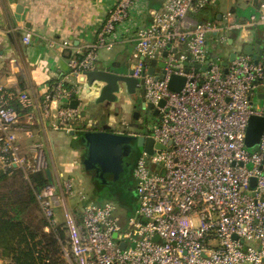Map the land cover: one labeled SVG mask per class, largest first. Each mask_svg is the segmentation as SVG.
<instances>
[{"label":"built area","instance_id":"obj_1","mask_svg":"<svg viewBox=\"0 0 264 264\" xmlns=\"http://www.w3.org/2000/svg\"><path fill=\"white\" fill-rule=\"evenodd\" d=\"M214 1L166 0L161 10L150 11L149 26L136 31L132 77L143 81L146 102L158 110L159 123L148 131L153 154L144 151L135 164L134 214L127 217L118 203H95L79 193L81 211L75 216L66 201L74 196L71 180L60 194L52 183L36 192L49 226L65 230L68 264H264V130L255 154L246 147L250 119L264 117V107L254 110L250 102L256 89H263L259 98L264 95V36L257 62L235 52L225 72L222 60L217 64L207 48L217 24L192 25L188 20L189 13L201 12ZM137 4L120 0L111 9L96 43L85 55L68 60L71 75L96 70L98 50L112 49L116 27ZM259 25H264V3L258 15L236 27L247 40ZM31 39L26 33L24 42ZM173 76L186 79L180 92L170 89ZM76 94L74 86L61 81L38 104L26 91L0 88V173L16 168L28 178L48 170L42 144L33 142L27 153L19 145V133L32 137L34 125L33 116L19 109H38L52 119L55 130L69 133L79 111L62 104ZM155 166H162L164 173ZM57 208L63 215L60 224Z\"/></svg>","mask_w":264,"mask_h":264},{"label":"crops","instance_id":"obj_2","mask_svg":"<svg viewBox=\"0 0 264 264\" xmlns=\"http://www.w3.org/2000/svg\"><path fill=\"white\" fill-rule=\"evenodd\" d=\"M119 1L0 0V88L26 91L38 104L42 103L52 85L61 81L77 89L72 101L79 102V120L69 133L55 130L52 119L44 118L38 109H19L22 115L33 116L34 123L32 137L19 133V145L27 153L33 142L42 144L50 180L58 194L64 191L66 181L81 179L83 146L79 134L100 130L104 126L114 129L120 113L131 114L135 107V101L127 96L126 103L121 101L114 108L107 109L104 103H97L98 88H90L88 83L82 82V75H71L68 67V60L85 55L96 43L101 27ZM165 3L166 0H138L130 10L128 20L116 27L112 49L98 50L96 70L118 73L132 70L136 31L149 26L150 11L161 10ZM262 3L264 0H215L205 11L189 13L188 20L192 25L202 22L217 24L218 32L207 37V48L211 36L217 44L220 38H224L226 42L219 43L218 48L224 53L220 59L227 62L236 52V42L245 39L236 26L259 14ZM26 33L32 35L30 44L24 42ZM252 37L251 32L248 39ZM258 41L261 40L255 44ZM64 42L69 44L65 46ZM130 126L133 128L136 124L132 122ZM0 264L7 262L0 260Z\"/></svg>","mask_w":264,"mask_h":264},{"label":"trees","instance_id":"obj_3","mask_svg":"<svg viewBox=\"0 0 264 264\" xmlns=\"http://www.w3.org/2000/svg\"><path fill=\"white\" fill-rule=\"evenodd\" d=\"M56 86L52 85L51 92ZM87 171L96 172V189L108 187L119 199L121 187L118 184H113L112 188L106 181L99 180L98 169L87 168ZM132 175L133 170L130 177ZM48 184L51 180L46 171L28 178L16 168L0 173V260L7 264H68L64 254L68 243L63 226L50 227L37 203L36 192ZM119 203L121 206L128 204L120 200Z\"/></svg>","mask_w":264,"mask_h":264},{"label":"water","instance_id":"obj_4","mask_svg":"<svg viewBox=\"0 0 264 264\" xmlns=\"http://www.w3.org/2000/svg\"><path fill=\"white\" fill-rule=\"evenodd\" d=\"M262 46L263 43L258 41L255 45H246L243 49V53L247 56H251L254 61H258L262 55ZM166 55V53H165ZM237 54L232 53L229 61L221 62V66L225 68L227 72V67L229 62H233L236 59ZM211 61H208L205 66L202 68V71L205 72L208 68V65ZM156 61H152V67L149 70V73L152 75L154 73V65ZM160 67H164L163 62L159 63ZM196 68H200V65H196ZM133 70H130L127 73H118L112 71H103V70H94L84 73L81 81L88 83L90 88H98L99 97L97 103L108 102L112 108L118 102L119 95L125 94L130 96L136 106L140 108V111L134 113L133 119L135 121L139 120L141 117V110L152 111L153 114L157 117L158 110L154 109L152 104H147L145 99V88L143 81H139L132 77ZM186 83V79L180 76H173L170 81V89L175 92H180ZM141 89L142 94L138 95L137 90ZM264 98V95L261 96ZM165 102L162 101L160 106H164ZM79 102L77 100L72 101L70 104H66L65 107L78 109ZM112 128L106 126L103 130H88L85 131L80 137V143L85 148L84 154V164L88 165H97L98 167V176L99 180L102 179L107 182V185L113 188L120 178L122 170L120 166H115L114 163H105L103 157V151L110 148V143L115 139L119 140L116 134H111L109 131ZM264 130V117L254 116L250 119L247 137H246V147L248 149L254 148L259 145L261 136ZM136 144L139 148H143L144 151L149 154H153L154 141L152 138L148 137V131H143V135L139 136L136 140ZM110 144V145H109ZM159 149H162L161 146H156ZM48 177L50 178V170H46ZM255 181H253L254 187ZM119 200L122 203H127L130 197V190L121 188L119 190ZM124 248V246H123Z\"/></svg>","mask_w":264,"mask_h":264},{"label":"rangeland","instance_id":"obj_5","mask_svg":"<svg viewBox=\"0 0 264 264\" xmlns=\"http://www.w3.org/2000/svg\"><path fill=\"white\" fill-rule=\"evenodd\" d=\"M211 5H209L208 7H206L204 9V11L206 9H208ZM258 15V14H257ZM247 20L250 19V17L246 18ZM252 38L245 40L243 39L242 41H238V43L236 42L237 46H235V51L236 53H238L239 55L243 54V49L242 46H245L247 44H255V42L257 40H261V38L264 36V25H260L257 26L256 28H254L252 30ZM217 45V47H216ZM219 43L217 44L214 40V37L211 36L210 37V41H209V51L210 53L215 56V62L217 64H220V56L224 55V53L222 52V50H220L219 47ZM159 59L161 60L162 57H159ZM160 72L159 68H157V73ZM263 89H256L255 91V95L251 98V106L254 110H258L264 107V99L259 98V93L260 91ZM140 91V90H139ZM128 97L125 94H120L119 95V99H118V105L120 103H122L121 101H125V103L127 102ZM104 104L107 106V109H111V105L108 102H104ZM137 104L135 103V107L132 110L131 114H124V113H120V115L117 117L116 122L114 123V133L116 134V136H118L117 141H115V139L109 144L110 148L105 149L103 151V159L105 163H114L115 166H120L122 168H130L133 170L134 172V168L135 165L133 166V160H132V155L130 154V146H131V139L132 137H130V135L132 133L135 132L134 129H132V127L130 126V124L133 122V112L137 110ZM141 120H142V130L145 131H152L159 123L158 118L153 114L152 111H147V110H141ZM140 150V154H142L144 152L143 148H139ZM248 153L250 155H253L256 153L257 148H250L247 150ZM252 164L248 163L247 167L249 169L252 168ZM157 167L161 173H164L163 167L162 166H155ZM88 174L85 173L83 167L81 169V179L80 181L75 180L74 182V196L71 197H67L66 201L68 204L69 209L72 211V213L76 216V213H80L81 208L80 206H78L79 203V193H83L84 195H86V197L89 199V201L95 202V203H99V204H103L105 202H110V201H114L116 203H119V199L117 198V195H114L113 190L108 188V187H104L100 190L96 189V187L92 184L91 180L87 177ZM130 185L133 187L134 191H132V193L130 194L129 200H128V204H126V206H121V213L122 215H125L127 217H130L134 214V212L136 211V208L138 206V202H137V195H136V191H135V187H136V182L133 178V175L130 177L129 180ZM56 219L58 221V223H62L63 222V215H62V211L60 208L56 209ZM66 249H68V245H66Z\"/></svg>","mask_w":264,"mask_h":264},{"label":"flooded vegetation","instance_id":"obj_6","mask_svg":"<svg viewBox=\"0 0 264 264\" xmlns=\"http://www.w3.org/2000/svg\"><path fill=\"white\" fill-rule=\"evenodd\" d=\"M139 90H137V94L141 95L142 94L141 89H139ZM136 111H140V108L137 107ZM134 113H135V111L133 112L132 117L134 116ZM133 122L136 124V126L132 128V129L135 130V132L130 135V137H132V139H131L132 143H131V146H130V154L132 155V160H133L132 164L134 166L136 164L137 159L140 156V150H139V147L137 146L135 140L139 136H142L143 135V131H145V130H142L143 128H142L141 117L137 121H135L133 119ZM104 127H106V126H104ZM103 128H101L100 130H103ZM109 132L111 134H113L114 133L113 128ZM84 154H85V148L83 147L82 167H83L85 173L88 174L87 177L91 180L92 184L94 185V176L96 175V172H93V171L89 172V171H87V168H91V169L97 170L98 167H97V165H93V166L88 165V166H86L84 164V162H83L84 161ZM130 168L129 169L125 168V167L124 168H122V167L120 168L122 170V172H121V175L119 176L120 179L116 182V185L118 184L121 188H125V189L129 188V186H130L129 180H130V175H131V172H132V169H130ZM132 191H134L133 187H131V189H130V192H132Z\"/></svg>","mask_w":264,"mask_h":264}]
</instances>
